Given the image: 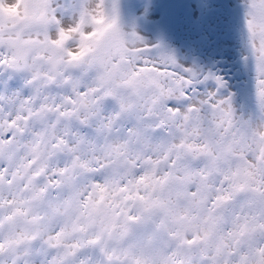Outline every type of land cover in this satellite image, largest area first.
<instances>
[{
  "label": "snow or ice",
  "instance_id": "6c2138e0",
  "mask_svg": "<svg viewBox=\"0 0 264 264\" xmlns=\"http://www.w3.org/2000/svg\"><path fill=\"white\" fill-rule=\"evenodd\" d=\"M0 264H264V0H0Z\"/></svg>",
  "mask_w": 264,
  "mask_h": 264
}]
</instances>
